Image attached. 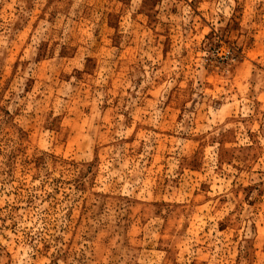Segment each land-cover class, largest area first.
I'll use <instances>...</instances> for the list:
<instances>
[{"label":"rangeland","instance_id":"rangeland-1","mask_svg":"<svg viewBox=\"0 0 264 264\" xmlns=\"http://www.w3.org/2000/svg\"><path fill=\"white\" fill-rule=\"evenodd\" d=\"M0 264H264V0H0Z\"/></svg>","mask_w":264,"mask_h":264}]
</instances>
